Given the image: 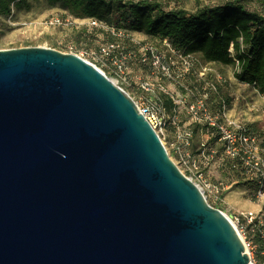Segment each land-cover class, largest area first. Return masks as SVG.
I'll return each instance as SVG.
<instances>
[{"label": "water", "instance_id": "1", "mask_svg": "<svg viewBox=\"0 0 264 264\" xmlns=\"http://www.w3.org/2000/svg\"><path fill=\"white\" fill-rule=\"evenodd\" d=\"M0 264H253L127 93L51 48L0 50Z\"/></svg>", "mask_w": 264, "mask_h": 264}, {"label": "rangeland", "instance_id": "2", "mask_svg": "<svg viewBox=\"0 0 264 264\" xmlns=\"http://www.w3.org/2000/svg\"><path fill=\"white\" fill-rule=\"evenodd\" d=\"M158 1L165 10L195 12L200 8L225 5L237 0ZM28 4L30 9L24 6L20 11L15 10L10 17H0V50L39 47L74 54L106 73L136 102L146 95L140 89L141 81L149 82L154 88V92L146 96L158 98L161 92H165L182 99L177 109L167 112L163 131H160L161 139L172 160L202 189L208 203L213 208L220 206L221 211L242 232V239L252 244L254 248L247 252L248 255L250 252L252 262L264 264V252L255 241L257 227H264V192L258 195L252 182L243 177L240 170L231 168L223 145L219 142L210 143V130L207 127L201 125L197 131V125L193 124L186 105L193 102L195 96L206 94L213 112L225 105L231 117L264 138V95L254 87L240 83L235 77V66L205 64L200 57L193 56L194 69L188 73L178 62V57L171 54L159 39H151L140 33L122 32L121 36L116 37L120 52H131L128 58L130 79L128 84L122 85L123 81L114 75L112 59L100 53L110 43L116 33L114 30L106 25L95 27L88 20L71 18L48 0H29ZM246 9L264 14V0L247 2ZM117 18L118 15H115L113 19ZM55 19H59L61 24H47ZM141 46L158 48L162 55L176 64L174 70L183 74V77L177 79L178 82H172L154 71L149 62L143 61L146 56L138 50ZM188 135L191 136L190 146L186 142ZM248 213H254L259 223H249L245 218Z\"/></svg>", "mask_w": 264, "mask_h": 264}, {"label": "trees", "instance_id": "3", "mask_svg": "<svg viewBox=\"0 0 264 264\" xmlns=\"http://www.w3.org/2000/svg\"><path fill=\"white\" fill-rule=\"evenodd\" d=\"M48 1L76 20H93L101 26H109L116 33H140L151 39H159L161 43L168 40L175 50L198 56L205 64L235 66L236 79L264 95V14L246 9V3L254 0H237L200 8L195 12L165 10L158 0ZM28 3L29 0H0V17H10L15 10L20 11L24 6L30 9ZM115 15L118 18L114 20ZM116 37L112 36L108 44H118ZM160 100L170 111L174 109L175 105L168 95L161 93ZM246 127L260 139L264 148V138L249 126ZM200 128L201 125H197V131ZM212 132H209L210 143L215 144L219 141L212 136ZM228 162L233 170H240L243 177L252 182L259 194L261 189L256 177L247 173L239 160L229 157ZM261 191L263 193L264 189ZM215 208L221 211L220 206ZM253 223H259L258 219ZM256 232V244L264 252V227L258 226Z\"/></svg>", "mask_w": 264, "mask_h": 264}, {"label": "built area", "instance_id": "4", "mask_svg": "<svg viewBox=\"0 0 264 264\" xmlns=\"http://www.w3.org/2000/svg\"><path fill=\"white\" fill-rule=\"evenodd\" d=\"M89 22L92 26L95 27L100 26V24L96 21L90 20ZM47 24L48 25L50 24V26L55 24L60 25L61 22L59 19H55L54 21ZM121 33H115L114 35L118 37ZM162 44H164V47L171 54L178 57V62L180 63V65L183 66L186 72L189 73L191 72L190 70L194 69L192 55H185L183 51L175 50L171 46L168 40H164ZM138 50L139 51L141 50L146 56V58H144L143 61L149 62V64L151 65L154 71L163 75V77L167 78L168 80L172 82H178L177 79L179 78L181 79L183 77V74L174 70L176 64L174 65L173 62L171 63L170 60L167 59V57L161 54L158 48L154 46L152 47L141 46L138 48ZM230 51L232 52V49ZM100 53L104 57L107 56L112 59L114 75L123 81L122 85L128 84L130 79L128 75V61H129L128 58L131 56V52H126V51L120 52V46L118 44H108L106 47L101 49ZM102 73L104 72L102 71ZM104 74L106 75V73ZM115 85L120 89H122L117 84ZM140 89L146 95H149L154 92L153 86L147 81H141ZM123 91L125 92V90ZM161 93L168 95L172 99L175 105L173 110L177 109L178 105L182 103L181 101L182 99L179 98L176 99L174 96H171L165 92H161ZM160 94L158 98H152L144 95L139 98V101L137 102L134 101V102L137 106L139 113L149 122L152 128L161 137L162 132L160 131H163L165 118L167 117V112L170 110L164 107L162 101L160 100ZM186 105H187V111L192 121L194 122L193 124L204 125L209 130H212L213 131L212 136L216 137L218 141L222 143L226 154L232 159L239 160L242 167H244L245 171H247V173L253 174L256 177L259 188L263 190L264 189V148L262 146L260 139L252 135L248 131L245 124L231 117L228 114L225 105H223L218 111L213 112L209 107V101L206 94L201 96H195L194 101L191 103H186ZM188 137L189 138H187L186 142H187V146H190L191 136L188 135ZM202 146L205 147L204 144ZM261 190L258 195L262 194ZM245 218L249 223H253L257 219L254 213H248L245 216ZM241 233L242 232H240V235ZM243 242L245 244L246 252L254 248L253 246H251L252 245L251 243L246 242L245 238H243ZM249 257L252 261L250 252H249Z\"/></svg>", "mask_w": 264, "mask_h": 264}]
</instances>
